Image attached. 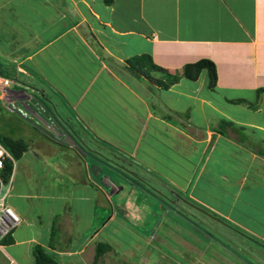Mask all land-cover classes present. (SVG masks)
Listing matches in <instances>:
<instances>
[{
    "label": "crops",
    "instance_id": "crops-1",
    "mask_svg": "<svg viewBox=\"0 0 264 264\" xmlns=\"http://www.w3.org/2000/svg\"><path fill=\"white\" fill-rule=\"evenodd\" d=\"M12 1L0 0V23L5 21L6 11L10 10L5 7ZM24 7L36 8L37 17L29 37H23V42L13 46V62L18 64L17 72L23 77L19 81L16 75L23 99L14 103L34 102L32 113L36 116L29 117L40 125L30 123L22 115L21 119L42 136L30 143L23 138L27 149L19 160L14 159L16 170L8 179L6 170L1 173L0 198H5L6 205L22 222L8 233L0 232V264H96L98 259H105L108 264V253L99 257L97 250L101 242L95 241L105 231L117 237V227L124 224L117 217L104 220L102 211L108 208L107 192L70 153L77 152L86 167L93 160L96 166H99L97 161L102 163L96 154L101 148L86 141L92 132L100 130L101 124L96 121L102 112L97 109L99 114L94 115L96 101L85 105L88 102L85 98L93 88L96 97L108 93L110 99V84L114 80L131 97L142 100L147 109L145 127L147 121L151 124L152 120H158L151 111L157 104L164 113L178 112L179 102L187 98L190 101L185 111L190 115L192 112V116V106H198L203 127L188 129L187 135L208 143L211 155L205 158V169L200 168V176L213 161L220 166L229 163L232 170H239L240 178L233 183L237 193L247 190L252 194L260 181L264 184V178L258 177L264 176V169L257 165L264 162V0H27ZM22 13L7 22V30L14 21L23 18ZM40 23L45 26H39ZM18 53H22L19 56L22 64L16 61ZM2 55L11 57V52ZM135 60L141 63L148 60L146 68L160 79L142 78L144 73L140 69L138 72L136 64V67L132 65ZM202 60L216 66L214 87L207 70L197 80L184 75L187 66ZM154 66L167 71H157ZM186 83L192 85L189 86L192 91L187 94ZM199 84L206 88V96L200 95ZM77 87H83L79 97L74 90ZM50 93L61 96L69 117L75 115L71 116L72 122L66 124L52 111ZM142 94L149 95L151 101H143L146 97ZM117 95L121 111L141 118L142 113L140 109L137 112L131 98L120 90ZM109 99L105 97L102 102ZM165 115L168 117L162 119L170 122V116ZM167 124L172 127V123ZM243 131L259 137L253 139L260 142L254 145L256 151L249 148L244 136L240 138ZM180 133L185 137V131L179 130L176 135ZM101 143L106 144L107 140ZM230 177L222 171L218 179L229 184ZM96 196L106 203L95 206ZM93 210L97 212L96 224H102L99 229L87 228L85 224ZM112 224L115 226L111 227ZM175 224L180 227L179 222ZM76 232L78 241L76 237L69 239V234L76 236ZM131 232V242L142 246L136 239L139 233ZM185 232L192 236L187 239L188 244L200 242L201 236L209 241L215 247L212 257L217 264H246L232 251L216 245L202 229L190 227ZM141 238L147 239L144 241L153 248L149 242L153 237ZM117 240L102 244L117 246ZM187 248L198 250L191 244Z\"/></svg>",
    "mask_w": 264,
    "mask_h": 264
},
{
    "label": "rangeland",
    "instance_id": "rangeland-1",
    "mask_svg": "<svg viewBox=\"0 0 264 264\" xmlns=\"http://www.w3.org/2000/svg\"><path fill=\"white\" fill-rule=\"evenodd\" d=\"M26 3L27 0H13L10 6L5 7L6 10L10 8L6 11L8 17L6 16L5 21L0 23V34L4 36L0 39V76L12 81L17 80L16 75L19 81L23 80L17 72L16 65L18 64L13 62L15 60L13 46L23 42V37H29L28 32H33L36 24L34 18L37 17V9H27L24 7ZM22 11L23 18L14 21L13 27L7 30L9 27L7 22L12 21L10 19ZM6 14L4 13L3 16ZM39 26L42 27L45 24L40 23ZM8 50L11 52V57L2 55V52L5 54ZM20 55L22 53H18L16 61L22 64ZM2 60H7V62H2ZM132 65L138 68V72L140 69L144 73L142 78L152 76L160 79L159 75L154 76L150 69L146 68L149 65L148 60L142 63L135 60ZM139 80L145 83L143 79L139 78ZM116 82L114 80L113 84H110L112 86L109 89L111 90L110 99L108 93H105V97L109 99L107 103L102 102L105 100L103 95L97 97L94 95L93 88L85 98L88 101L85 105L92 100L96 101L97 107L94 109V115L99 114L97 109L102 112L96 121L98 125L101 124L100 130L98 133L92 132L89 135L90 139H86L90 142V146L101 148L96 150V154L100 155L102 163L97 161L99 166H96L93 160L91 164L88 162L90 165L86 167L82 163V157L76 154L77 152L71 151L70 153V156L74 154L72 158L75 162L83 164L86 174H92L94 179H98V184L102 186L99 187L107 192L108 208L102 211L105 215L104 220L112 216L117 217L124 224V227L120 225L117 227L119 229L117 237L112 236L110 231H105L95 241V243L98 241L99 243H112L115 239H119L116 241L117 246H112L111 252L107 254L106 260L110 259L108 264H217L212 257L215 247L209 241H205L201 235L200 242L196 244L189 242L198 250L189 251L187 248L189 244L186 241L191 233L185 232V229L190 227L202 229L212 240L214 239L216 245L219 244L232 251L246 264H264V184L260 181L258 184L260 186L255 193L249 194L247 190L237 193L233 183H237L240 178L237 176L239 170L237 168L232 170L229 163L226 166H220L211 161L206 173L200 176V168L205 169L204 161L210 154L208 143L200 137L193 139L192 136L187 135L188 129L203 127L202 117L198 114V106H192L194 117L192 112L190 115L185 111L189 106L187 101H190L187 98L184 102H179L178 112L172 110L164 113L157 104L151 108V111L161 121L152 120L151 124L147 121L148 126L145 127L143 121L147 118V109L142 100L131 97L129 92ZM186 84H188L185 85L187 94L192 91L189 87L192 85ZM74 90L79 97L83 87H77ZM119 90L121 94L132 99L137 112L140 109L141 118H135L121 111L119 105L121 100L117 95ZM206 93V88L200 86V95L206 96ZM142 95L146 97L143 101H151L149 95ZM50 97L52 98L50 104L52 111L61 116L66 124L72 122V117L75 115L71 114L70 120L68 112L63 108L64 103L61 101V96L56 97L50 93ZM150 104L153 105L149 102ZM34 106V102L25 101L11 102L6 108L0 101V141L5 147L10 140L16 142L23 141L24 138L30 143L38 139L39 135L42 136L37 129H33L21 119L23 116L29 119L30 123L40 125L37 121L32 122L29 117V115L36 116L32 113ZM112 113L116 116L110 117ZM165 114L170 116V122L165 120L168 117ZM162 117L166 118L162 119ZM167 123H172V127ZM179 130L185 131V137L183 133L176 135ZM243 132L245 134L241 133L240 138L244 136L249 148L256 151L254 145L260 142L253 141V139L259 137L249 134L248 131ZM195 136H198L197 133ZM103 139L107 140L106 144H100ZM257 165L259 169H264V162L263 164L257 163ZM222 171L231 175V183L219 181V174ZM248 177L252 178L251 175ZM258 177L264 178L261 174ZM96 201L95 206L98 207L104 200L96 196ZM92 212L85 222L86 227L99 229L102 224L99 226L96 224L98 222L97 212L94 210ZM231 219L235 222H230ZM175 222H179L180 227ZM132 230L139 233L140 236L136 234L138 236L136 239L142 246L138 247L136 242H131ZM69 235V239L76 237L78 241L77 232L76 236H72V233ZM141 235L148 238L153 237L149 240L153 248L148 247L147 241H144L147 239H142ZM131 244L133 247L130 249ZM105 262V259H98L96 264H105Z\"/></svg>",
    "mask_w": 264,
    "mask_h": 264
},
{
    "label": "built area",
    "instance_id": "built-area-1",
    "mask_svg": "<svg viewBox=\"0 0 264 264\" xmlns=\"http://www.w3.org/2000/svg\"><path fill=\"white\" fill-rule=\"evenodd\" d=\"M20 84L17 81H12L8 78L0 76V101L8 108L11 102L21 100V92L18 87ZM8 163L12 164V172L16 170V161L12 154L6 150L0 143V185H2L1 173L5 171ZM13 179V174L12 177ZM12 182V180H11ZM21 219L17 216L5 203V198H0V232L8 233L11 229L21 224Z\"/></svg>",
    "mask_w": 264,
    "mask_h": 264
},
{
    "label": "trees",
    "instance_id": "trees-1",
    "mask_svg": "<svg viewBox=\"0 0 264 264\" xmlns=\"http://www.w3.org/2000/svg\"><path fill=\"white\" fill-rule=\"evenodd\" d=\"M152 68H153V66H152ZM154 68L157 71H161V72L167 71V70H164V69L159 68V67L156 68L155 66H154ZM205 70H207L209 72L210 80H211V87H214L216 85V80H217V69H216L215 64L209 60H202V61H199V62L193 64V65L187 66V68L184 71V75H185V77H187L191 80H197L199 78L200 74ZM6 148L12 154L14 159L17 161L21 157V154L24 151H26L27 146L23 141L14 142V141L10 140L9 143H7ZM5 170L8 174V176H5V178L8 179L10 176V173H12V164L8 163ZM106 248H108V250L105 251ZM111 248L112 247L100 243L98 246L97 255L100 257L105 253H109L112 250ZM37 264H42V262H39Z\"/></svg>",
    "mask_w": 264,
    "mask_h": 264
},
{
    "label": "clouds",
    "instance_id": "clouds-1",
    "mask_svg": "<svg viewBox=\"0 0 264 264\" xmlns=\"http://www.w3.org/2000/svg\"><path fill=\"white\" fill-rule=\"evenodd\" d=\"M6 78V77H5Z\"/></svg>",
    "mask_w": 264,
    "mask_h": 264
}]
</instances>
